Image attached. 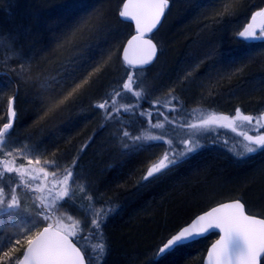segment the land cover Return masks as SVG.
<instances>
[{
	"label": "trees",
	"instance_id": "16d2710c",
	"mask_svg": "<svg viewBox=\"0 0 264 264\" xmlns=\"http://www.w3.org/2000/svg\"><path fill=\"white\" fill-rule=\"evenodd\" d=\"M0 1L2 4L3 0ZM122 1L17 0V7L10 6V9L9 5L5 4L9 10H12L13 15L10 17L0 12V28L3 33L8 32L10 43L13 45L12 50L22 57L24 67L30 66L25 76V83L17 81L11 72L4 70L0 73V89L4 88V91L10 92L11 97L14 98L17 111L14 126H17L19 134L27 130L34 134L35 139L40 137L41 141L46 140L50 148L60 152L69 151L73 142L77 143L78 140L90 136L94 129H91V123L85 120V114L79 110L90 105V96L86 94L53 116L44 120H40L39 117L42 115L43 101L46 102L49 90L54 89L58 83L64 82L69 73H74L77 78L87 75V72L91 70H88L89 65L94 66L102 59H107L110 53L112 59L100 74L103 76L102 74L106 72L102 82L124 71L126 66L120 59V51L126 36L132 32V25L122 21L118 16ZM172 1L170 0L166 17L158 32L162 33L165 28L168 30L169 28H180L181 31L188 32L184 42L178 47L184 55H187L189 50L194 51L195 62H201L202 65L197 69L202 79L200 89L204 93L230 91L232 94L240 83L245 85L247 76L252 78L255 74H252L253 68L250 71L244 68L245 64L250 61L248 56L242 57V51L246 48L232 37L222 40L221 33L215 32L218 26L216 24L217 21L232 22L233 18L239 17V12L244 10V13L248 14L263 5L264 0H238L231 12L232 18L231 14L216 15L221 9L220 0H175L174 3ZM97 13L101 14L99 20L96 18ZM193 17L210 27L208 31L201 32L200 36H204V40L199 41V48L196 45L185 47V42L192 35V31L189 32V30L194 24ZM84 21H88V25L83 27L85 35H81L83 30L77 31L79 36L76 35V42L73 45L65 44L64 37L69 32L80 29ZM75 22L78 23L76 28L73 26ZM34 25L37 27L35 32L32 28ZM38 27L42 28L41 32L38 31ZM160 40L163 43L166 42L162 37ZM87 53L90 54L87 55ZM259 60L256 64H259ZM258 66L254 65L256 69ZM29 80L32 83L28 85ZM42 83L47 86L48 91L44 99L38 87ZM100 83L97 81L91 86L92 88L89 87V92L91 91L94 95V89L96 90V86ZM25 86H29L30 89L25 90ZM260 94L256 92L247 96L250 98L251 95L260 96ZM235 98L246 99L242 96ZM250 103L249 101L247 105H251ZM147 104L149 103H142L143 108L150 110ZM23 107L26 109L23 110ZM150 111L154 113V110ZM127 114H133V112H121L119 116L113 118V122L123 123ZM33 118L34 120L31 121ZM85 145H87L85 150L81 151L83 147L78 149L80 163L83 162L84 165H86L87 156L90 155L89 143L83 142L80 146ZM72 155L77 158V161L79 160L76 154ZM147 157L146 150L130 153L124 159L113 161L114 167L110 165L106 171L101 173L102 177L97 171H93L92 167H90L91 173L89 174V167L86 166V172H84L86 179L89 182L93 180L95 183H101L103 189L98 192L108 194L111 198L105 199L107 203L114 207V211L119 210L123 214L122 217H109L103 226V238L107 251L101 264H132L131 260L127 262V254L138 258L142 256V264L143 262L154 264L157 259L149 258L148 253L159 240L161 244L169 233L174 232L203 209L201 208L203 205H200L197 199L201 198L212 176L218 174L219 170H222L220 175L224 173L223 160H214L210 155L200 153L181 162L162 179L146 187H139L135 181ZM73 159L64 162L65 165L61 169L71 165ZM91 159L94 160V157L91 156ZM211 160L216 162L217 166L215 167L213 163V168L209 169L212 165L209 163ZM262 161H264V154L259 158L258 165H255L258 169ZM253 167L245 165L239 168L238 172L233 173L243 175ZM257 172L260 171L257 170ZM17 179V176L13 177V180L18 182ZM261 185L264 191V178ZM104 206L108 204L105 203ZM262 208L264 210V206ZM125 216H127L126 219H124ZM5 225L7 223L3 227ZM1 233L2 235L9 234L5 230ZM215 238L216 235L211 234L207 238L198 239L194 243L178 248L159 258L158 264H202L204 253ZM21 254L22 250L15 255L20 256Z\"/></svg>",
	"mask_w": 264,
	"mask_h": 264
},
{
	"label": "snow or ice",
	"instance_id": "6c2138e0",
	"mask_svg": "<svg viewBox=\"0 0 264 264\" xmlns=\"http://www.w3.org/2000/svg\"><path fill=\"white\" fill-rule=\"evenodd\" d=\"M237 2L238 0H220L221 9L216 15L231 14ZM168 7L169 0H123L118 14L121 18L134 22L136 34L124 46L122 61L133 71L126 72L127 78L122 84L94 105L103 110L105 121L119 116L121 112H133L139 106V101L145 98L143 89L139 87L137 72L145 70V66L156 57L157 46L147 34L152 33L161 23ZM96 18L99 20L101 14L97 13ZM84 25H88V21H84L80 29L69 32L64 37V43L73 45L76 42V32L82 31ZM238 36L243 40H264V8L252 14L250 21L238 32ZM111 59L110 53L107 59H102L82 77L77 78L74 73H69L64 82L49 90L39 119L53 116L70 103L77 102L86 94L87 89ZM191 75V72L187 73V76ZM128 94L136 98V103L119 104V100ZM169 97L165 107L172 105L173 100L177 99L172 96L171 90ZM159 103L158 98L153 102V107ZM168 111L175 112V106L168 107ZM140 115L149 117L150 128L164 129L163 122L152 123V111L146 109ZM159 115L165 116L169 124L174 122V118L169 120L163 112ZM15 116L14 98H10L7 122L0 126V153L12 156L15 151L23 156L25 153L22 149L4 151L11 138ZM179 127L187 129V138L168 137L163 133L156 135L147 130L137 135L128 130L123 131L121 139L125 149L144 151L152 147L153 142L167 145L160 156L147 163L143 174L136 181L139 187H146L162 179L202 146L198 134L203 135L213 129H228L237 137H242V150L234 153L237 156L243 157L258 150L264 151V113L258 116L245 115L239 108L234 116L209 112L195 122L187 121ZM83 150L82 148L81 151ZM27 163L30 167H16L15 160H12L2 162L0 168V180L7 181L0 186V214L7 217L8 225L15 227L17 219L24 225L29 224V219L23 216L29 209L23 205L18 190L24 187L39 193L35 196L37 218L32 219L28 227H21L19 233H15L12 238L5 237L0 241V264H101L107 251L103 226L115 209L104 205L97 207L94 197L88 194V189L83 183L79 184L82 202L76 203L73 187L79 179L75 172L78 164L76 159L63 169L57 160L41 161L39 155L35 160L29 156ZM12 173L16 174L18 182L8 175ZM69 207H75L80 212V218L69 214ZM59 208H64L65 211L57 216L56 210ZM41 221L52 222L41 225ZM2 230L3 224H0V232ZM211 234L217 235L218 238L208 248L204 264H264V215H252L239 198L218 203L194 215L156 250L154 256L157 260L154 264H158L159 258L172 251L198 239L207 238ZM21 250L22 254L16 256Z\"/></svg>",
	"mask_w": 264,
	"mask_h": 264
},
{
	"label": "rangeland",
	"instance_id": "374dc122",
	"mask_svg": "<svg viewBox=\"0 0 264 264\" xmlns=\"http://www.w3.org/2000/svg\"><path fill=\"white\" fill-rule=\"evenodd\" d=\"M173 1L172 3H174ZM16 3H18L17 0H3L2 4L0 3V12L6 13L11 17V15L13 14H11L12 10H9L10 6L17 7ZM5 4L9 5V9L7 6H5ZM209 7L211 8L212 6ZM254 11L252 10L248 12V14H245L244 10H242L241 13L239 12V17L237 18L236 16L235 18H233L232 22L224 23L223 21H217L216 24L218 26L216 27L217 31L215 32L221 33L220 36L222 40L228 37H232L234 40L244 45L246 49L242 51L243 52L242 57L248 56L249 57L248 59L252 61V62L248 61L247 64H245L246 67L244 68L249 71L251 70V68H253L252 74L255 73L254 75H252V78L251 76H247V82L245 85L240 83L239 87L236 86L235 91L232 94L230 93V91L223 93L213 92V94L212 92L204 93V91L200 89V87L202 86L201 84L202 79L200 77L201 74L197 72L198 71L197 69H199L202 64L201 62H195L196 59L193 56L194 51L189 50L187 55H185V60H179V63L176 62L178 64H175L174 70L170 72L171 65L174 59L176 58V56H178L180 52V47L178 46H181V43L184 42V38L188 34V32L185 30L181 31L180 28L179 29L169 28V30L165 28L161 33V31L158 32L160 28L158 29V31L153 35L152 38L157 43L160 53L155 63H153L150 67L145 68V70L137 72V80L139 81V87L143 89L145 98L139 101V106L134 111H139L141 113L142 111H144L142 103L145 104V102H148L149 104H147V106L151 108L150 110H154V113L151 117L152 123H156L158 121L163 122L165 124V127L164 129L150 128L148 121L147 123L148 126H144V128L143 129L141 128L140 131L139 130L135 131L134 132L135 135L139 134L141 131L147 130L152 134H156V135L163 133L168 137L187 138L188 135L187 129H182L181 127H179V125L187 121L195 122V120H198L202 116H206L209 112L234 116L236 109L239 108L241 112L245 115H252V116L259 115V113L264 108V67L262 68V63L264 66V43L261 45L254 46V43L251 42L250 40H243L238 36V32L241 31L243 27L248 23V19ZM232 17L233 14H231V18ZM192 19H194L193 20L194 24L193 25L190 24L193 27L189 30V32L192 31V35L188 38L189 40L185 42L186 43L185 47L196 45L199 48L200 46L199 41L204 40V36H200L201 32L208 31L210 27L207 24H202L200 21H198V18L193 17ZM77 22H75L73 25L75 28L77 27L78 24ZM32 28L34 32L37 31L36 30L37 27L35 25L32 26ZM41 29L42 28L38 27L39 32H41ZM76 35L79 36L77 32ZM81 35L82 36L85 35L84 30L83 32H81ZM161 37L165 39L166 41L164 42L165 44L160 40ZM256 41L262 42L264 40H256ZM12 49H13V45L10 43L8 32L3 33L2 29L0 28V70H1L0 73L6 70L8 72L13 73L17 81L21 83H25L26 81L25 76L26 73L29 72L30 66H28V68H25L22 62V57ZM88 54L90 53H87V55ZM259 59L261 60V62ZM258 60H259L258 62L259 64H256ZM254 65H259V66L256 69ZM92 66L93 64L89 65L88 70H90ZM189 67H192L193 69ZM130 71H133V69L126 67L124 71L119 73L116 77H112L110 79L108 78L105 82H102L103 80L102 78L106 73L104 72L102 74L103 76L100 75L98 78L95 79L94 83H96L97 81L101 83L99 84V86H96V90L94 89L93 92L94 95L91 93V91L89 92V90L87 89L86 96L88 97L90 96L89 99L90 105L85 107L84 109H79V110L81 111V113L83 112L82 114H85V118H86L85 120L91 123L92 126L91 129H94L91 132L90 136L84 137L82 139L83 141L78 140L77 143L73 142L69 151L62 150L60 152L57 149L50 148L46 140L41 141V139H39L40 137L38 138V140L32 139V136L34 134H31V132H27V130L19 134L17 126H14V128L11 130V138L8 142V147L4 151L7 152V151H13L15 149H22L25 155L21 156L17 154L15 151H13L12 156H8L6 154L0 153V168H2V162L12 161V160H15L16 167H20V166L26 168L30 167L27 163V158L30 156L33 160H35L37 158V155H39L41 161H43L44 159L57 160L60 167L62 168L65 165L64 162H67V160L69 159L70 160L73 159L72 154L74 155L76 154V156L79 158L78 161L81 162V158L78 156L80 154L78 149L80 150L83 147L80 146L83 142L87 144L89 143L90 155H88L87 156L88 158H86L87 161L85 163L86 165L82 164L83 162L79 163L77 169L75 170L77 177H79L76 184L73 185L76 193L75 200L77 204H80L82 202L81 194L79 192V184L83 183L84 185H86L88 189V194L94 197L97 207L104 205L105 203L103 202H107V200L105 199L111 197H109L108 194L100 193L103 189L101 183L100 184H98L97 182L95 183V181L93 180L92 182H89L86 179L87 176L84 173L86 172L85 170L87 168L86 166L89 167L88 168L89 170L90 167H92L93 171H97L98 174L102 177L101 173L106 171L110 167V165L114 167L113 161L117 162L121 159H124L128 154L133 153L134 151L137 150L134 148H129V149L123 148L122 139H121L123 132L119 130L117 128V125H115L113 122V118L116 116H114L110 120L105 121L103 116V110L94 107V105L98 102H101L106 97V94L111 93L114 88H117L120 84H122L123 80L127 78L126 72H130ZM189 72L192 73L191 76H187V73ZM247 75H249V73ZM31 83L32 81L29 80L28 85ZM94 83L92 85H94ZM38 87L40 94L41 93L43 94L42 99H44L46 92H48L47 86H45V84L42 83L39 84ZM24 88L25 90L30 89L29 86L28 87L25 86ZM170 90L172 96L176 97L177 99L173 100L172 105H168V107H172L174 105L176 109L175 112H169L168 107L164 106L167 103L168 99L170 98L169 97ZM256 92H258L259 94L261 93L260 96L251 95L250 98L249 96H247L249 94H254ZM237 95L239 97L240 96L245 97L246 99L244 98L245 100H239L238 98H235L238 97ZM11 96H12L11 93L5 92L4 88L0 89V126H2L3 123L7 122L8 102L9 99L12 98ZM158 98L160 103L155 107H153V102L156 101ZM249 101L251 102L250 103L251 105H247ZM44 103L45 102L43 101V104ZM119 103L135 104L136 98L128 94V96H126L125 98L120 99ZM23 108H24L23 110L26 109L25 107ZM14 109L17 116L15 102H14ZM160 112L165 113V115L168 117L169 120H173L174 118V122L172 124L167 123V121L165 120V116L159 115ZM33 120L34 118L31 121ZM250 134L253 133L250 132ZM198 138H199V143L202 146L199 149H197L196 152L190 154L188 158L200 153H205L210 155L211 159L214 160L225 159L223 166L224 173L220 175V173H222L221 172L222 170H219L218 174L212 176V180L208 184V187L203 190L204 192L201 194V198L197 199L199 201L198 203L200 205H203L201 206V208L203 207L202 210H204L205 207L220 202L222 200L240 197V195H234L232 193L234 192V190H237L242 187L243 188L241 191L242 197L240 198L244 199L245 201L244 200L243 201L247 203L248 210L250 209L249 212L252 214L262 215L258 213V211L262 209L261 208L262 206H264V200H262L264 199L263 198L264 191L262 190V185H261L262 179L264 178V172H262L264 171V161L260 163L259 169L255 165H258L259 158L264 154V151L258 150L255 153H251L243 157L235 155L234 154L235 152L242 150V144L240 143L242 141V137H237L230 130L223 128L213 129L211 132L204 133L203 135L198 134ZM204 138L209 140L208 142L214 144L212 146H209L207 145L208 144L207 143L204 146V140H205ZM166 147L167 145L163 143L153 142V146L146 149L148 153V157L145 159L144 163L142 164L141 171L136 181L143 174V171L145 170L147 163L150 160L160 156L164 152ZM91 156L94 157V160L91 159ZM229 160H234L233 162L236 163L235 166ZM209 163H212V165L209 166V169L211 167L213 168V163L215 164V167L217 166V163L213 162L212 160ZM245 165L246 166L252 165L254 167L251 170L249 169L248 172L246 173L244 172L243 175L238 173L236 174L233 173V172H238V169ZM257 170H259L260 172L256 173ZM90 173L91 170L89 171V174ZM8 175L12 178V180L13 177L16 176L15 173ZM26 179L28 178L26 177ZM41 179H43V177H41ZM6 182L7 181L5 182L1 181L0 186H3ZM29 182L39 183L40 181H29ZM18 194L20 196L23 205H25L29 209L27 212L23 213V216L29 219V224L24 225L22 224L21 220L17 219L15 220V227L8 224L5 225L3 227V230L7 231L9 234L2 235V233L0 232V241L4 240L5 237L12 238L15 233H19L21 227H28L31 224V220L37 218L36 217L37 209L35 208V203H36L35 196L39 195V193H34L29 191L27 188L21 187L18 190ZM107 204L109 205V203ZM68 210H69V214H72L76 218H80V212H78L75 207H69ZM64 211H65L64 208H59L56 210V215L60 216ZM111 215L114 217L123 216L122 212H119V210L116 213V215L115 214L113 215V213ZM126 217L127 216H125L124 219H126ZM6 221H7V217H4L2 214H0V224L4 225ZM49 222L52 221H47V222L41 221V225ZM65 222L67 221L65 220ZM88 222L90 223V221ZM164 240L165 239H163V241ZM160 242L161 241L159 240L155 245V247L148 253L149 258H151L154 255V252L157 250L158 246L160 245ZM121 256H125V255L121 254ZM127 256H128V260H127L128 263L130 262V260L133 261L135 264L141 263L142 256H140L139 258L137 256H133L130 254L129 255L127 254Z\"/></svg>",
	"mask_w": 264,
	"mask_h": 264
},
{
	"label": "bare ground",
	"instance_id": "6f19581e",
	"mask_svg": "<svg viewBox=\"0 0 264 264\" xmlns=\"http://www.w3.org/2000/svg\"><path fill=\"white\" fill-rule=\"evenodd\" d=\"M169 5H170V0H169ZM130 24V23H129ZM132 33V32H131ZM130 33V34H131ZM179 60H185V55L182 53V51L181 52H179V55L178 56H176V58L174 59V61H173V63H172V65H171V71L170 72H172L173 70H174V65L175 64H178L179 63ZM176 62H178V63H176ZM144 110L146 109V108H143ZM124 122L123 123H117V122H114V124L115 125H117V128L119 129V130H121L122 132H123V130H128V131H130L133 135H135V131H140L141 130V128L143 129L144 128V126H148L147 125V123H148V121H149V118L147 117V116H141L140 115V112L139 111H134L133 112V114H127V116H125V118H124ZM14 125H15V122H14ZM14 128V127H13ZM133 131V132H132ZM121 132V133H122ZM32 139H35L33 136H32ZM205 139V138H204ZM203 139V140H204ZM38 140V139H37ZM209 140H207V139H205L204 140V146L207 144V145H209V146H212L214 143H211V142H208ZM208 146V147H209ZM216 146V145H215ZM85 148L86 147H84L83 146V149L85 150ZM137 151H139V150H137ZM137 151H134V152H137ZM86 154V153H85ZM73 158H75V159H77L76 157H73ZM221 158V157H220ZM221 160H223V162L225 161L224 159H221ZM230 162H232V164L235 166V164L236 163H234L233 161L234 160H229ZM80 163V161H78V164ZM78 164H77V166H78ZM241 191H242V187L241 188H239V189H237V190H234V192L232 193V194H234V195H240V197H242L241 196ZM227 197H229V196H227ZM240 197H237V198H239V199H241L242 200V202H244L245 200L244 199H242V198H240ZM237 198H230V199H225V200H222V201H227V200H233V199H237ZM244 200V201H243ZM222 201H220V202H222ZM217 203H219V202H217ZM217 203H214V204H212V205H215V204H217ZM245 203V205H246V207H247V209H248V206H247V203L246 202H244ZM212 205H209V206H207V207H205L204 208V210L205 209H207V208H209L210 206H212ZM108 206H112L111 204H109ZM114 208V207H113ZM262 208V207H261ZM263 210V208L261 209V210H259V212L262 214V215H264V210ZM249 211H250V209H249ZM256 211H258V210H256ZM118 212V210H116V211H113L112 213H113V215L115 214L116 215V213ZM111 213V214H112ZM252 214V213H251ZM253 215H257V216H261V215H258V214H253ZM110 217H112V215L110 216ZM188 222V221H187ZM185 224V223H184ZM184 224H182L181 226H183ZM181 226H179L175 231H177ZM174 231V232H175ZM174 232H172L171 234L169 233L168 235H167V237L165 238V240L168 238V237H170ZM164 240V241H165ZM163 241V242H164ZM162 242V243H163ZM161 245V244H160ZM160 245L158 246V248L160 247ZM157 248V249H158ZM156 252V251H155ZM154 252V253H155ZM152 258L153 259H155V256L153 255L152 256ZM156 260V259H155Z\"/></svg>",
	"mask_w": 264,
	"mask_h": 264
},
{
	"label": "water",
	"instance_id": "95a60500",
	"mask_svg": "<svg viewBox=\"0 0 264 264\" xmlns=\"http://www.w3.org/2000/svg\"><path fill=\"white\" fill-rule=\"evenodd\" d=\"M122 3H123V1H122ZM122 3H121V5H120V9H121V7H122ZM168 8H169V7H168ZM168 8L166 9L165 14H164V16L162 17L161 23L157 26V28L154 29L152 33L147 34L148 37H150V38L152 39L153 43L156 44L157 49H158V52H157L156 57L154 58V60H153L149 65L145 66V68H148V67H150L153 63H155V61H156V59H157V57H158V55H159V48H158V45H157V43L153 40L152 37H153L154 33H156L157 30L161 27V25H162V23H163V21H164V19H165L166 13H167V11H168ZM262 8H264V6H263ZM120 9H119V11H120ZM259 10H260V9H259ZM118 16H119V14H118ZM251 16H252V15H251ZM251 16H250L248 22L250 21ZM119 18H120L122 21L127 22V23H130V24L132 25V33H131V34L125 39V41H124V43H123V45H122V47H121V51H120V59H121V61H122L123 48H124V46L127 44V41H128L133 35H135L136 32H135V24H134V22H132V21H130V20H125V19L121 18L120 16H119ZM122 63H123V61H122ZM123 64H124V63H123ZM260 113H264V108L262 109V111H261ZM260 113H259V114H260ZM229 201H230V200L222 201V202H219V203L229 202ZM217 204H218V203H217ZM217 204L212 205V206H210V207L216 206ZM210 207H209V208H210ZM209 208H207V209H205V210H202V211H206V210H208ZM202 211L198 212L197 214L201 213ZM195 215H196V214H195ZM252 215H253V214H252ZM168 238H169V237H168ZM168 238H167V239H168ZM217 238H218V236L216 235V238H215V239H217ZM167 239H166V240H167ZM215 239H214V240H215ZM166 240H165L164 242H166ZM214 240L208 245V247H207V249H206V251H205V253H204L203 259H202V264H204V258L206 257L207 250H208V248L210 247V245L214 242ZM164 242H163V243H164ZM163 243H162V244H163ZM162 244H161V245H162ZM161 245H160V246H161ZM155 259H157V258L155 257Z\"/></svg>",
	"mask_w": 264,
	"mask_h": 264
},
{
	"label": "flooded vegetation",
	"instance_id": "af4514ba",
	"mask_svg": "<svg viewBox=\"0 0 264 264\" xmlns=\"http://www.w3.org/2000/svg\"><path fill=\"white\" fill-rule=\"evenodd\" d=\"M263 6H264V4L261 5L260 7H258L257 9H255L254 12L258 11V10L261 9ZM254 12H253V13H254ZM253 13H252V14H253ZM252 14H251V15H252ZM250 41L254 43V46H255V45H261V44L264 43V41H262V42H257L256 40H250Z\"/></svg>",
	"mask_w": 264,
	"mask_h": 264
}]
</instances>
